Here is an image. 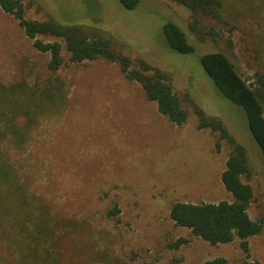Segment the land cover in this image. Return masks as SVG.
<instances>
[{"label": "rangeland", "instance_id": "1", "mask_svg": "<svg viewBox=\"0 0 264 264\" xmlns=\"http://www.w3.org/2000/svg\"><path fill=\"white\" fill-rule=\"evenodd\" d=\"M96 2L95 17L87 15L85 0L24 4L30 20L91 26L133 58L141 56L166 71L188 121L178 126L162 115L118 63L72 62L62 41L64 64L50 71V56L37 51L0 7V85L26 80L32 88L59 81L65 101L58 112L40 115L24 145L14 146L11 138L5 143L22 184L47 204L54 235L37 251L28 249L26 259L0 241V264H202L217 258L264 264V157L245 112L220 94L200 62L205 54L222 52L253 84L255 74L264 73V0H224L228 26L218 28L217 43L201 42L189 28L191 12L171 0H141L132 11L119 0ZM166 20L186 32L194 54L168 47L162 34ZM199 111L222 121L247 150L252 175L244 180L254 191L249 215L263 226L247 240L248 251L238 238L211 245L170 217L177 202L232 200L221 182L232 144L219 132L201 129ZM180 240L186 243L175 249Z\"/></svg>", "mask_w": 264, "mask_h": 264}, {"label": "trees", "instance_id": "2", "mask_svg": "<svg viewBox=\"0 0 264 264\" xmlns=\"http://www.w3.org/2000/svg\"><path fill=\"white\" fill-rule=\"evenodd\" d=\"M24 1L0 0V7L18 21L37 51L50 56V71L56 72L64 64L62 41L74 63L99 58L118 63L126 79L138 83L147 99L157 104L162 115L178 126L187 123L189 114L176 95L172 78L166 71L151 65L141 56L133 58L118 41L91 26L54 19L30 20L26 17ZM171 1L191 12L189 28L201 42L217 43L220 40L218 28L221 30L222 26H228L224 17V0ZM119 2L132 11L138 8L141 0ZM85 7L88 16L95 17L100 12L96 0H85ZM162 34L171 50L182 55L195 53L196 48L190 43L188 35L174 21H165ZM40 37L55 40L45 42ZM200 62L220 94L245 112L250 132L264 157V73H256L254 83L250 84L222 52L205 54ZM55 84L46 87L34 85L31 88L23 80L10 86L0 85V241L11 253L19 252L22 259L28 257V249L37 251L44 238L54 235L48 225L52 217L42 198L30 194L22 184L4 146L9 138V142L16 147L24 145L40 115L58 112L64 106L63 87L59 81ZM198 116L201 129L219 132L221 139H228L232 144L221 176V182L232 195V200L217 203L177 202L171 209L170 217L178 227L190 230L195 237L211 245L229 244L238 238L243 249L248 251L247 240L260 234L263 226L249 215L254 191L244 180L252 175L247 150L231 136L222 121L210 118L202 111L198 112ZM217 146L219 148L220 144ZM32 223L37 226L34 228ZM181 243L186 241L180 240L173 247L178 249ZM41 259L39 254L37 260ZM178 264L186 263L179 261ZM202 264L230 263L225 258H217ZM242 264L263 263L246 261Z\"/></svg>", "mask_w": 264, "mask_h": 264}]
</instances>
